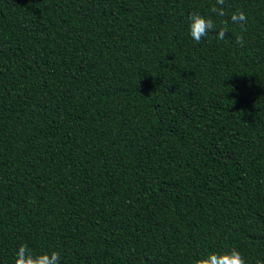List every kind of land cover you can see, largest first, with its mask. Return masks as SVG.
Here are the masks:
<instances>
[{
    "label": "trees",
    "instance_id": "obj_1",
    "mask_svg": "<svg viewBox=\"0 0 264 264\" xmlns=\"http://www.w3.org/2000/svg\"><path fill=\"white\" fill-rule=\"evenodd\" d=\"M215 3L0 0V264L264 259V0Z\"/></svg>",
    "mask_w": 264,
    "mask_h": 264
},
{
    "label": "clouds",
    "instance_id": "obj_2",
    "mask_svg": "<svg viewBox=\"0 0 264 264\" xmlns=\"http://www.w3.org/2000/svg\"><path fill=\"white\" fill-rule=\"evenodd\" d=\"M226 0H216L215 5L210 9V13L218 17H224ZM189 31L192 39L199 43L203 37H206L216 25L211 16H205L200 12H192L189 17ZM230 21L241 28L247 23V16L243 11L233 12ZM226 24V22H223ZM227 36V28L221 27L217 32V39L224 40ZM236 42L243 46V38L236 37ZM15 264H60V255L56 251L42 254L34 253L27 245H20L15 253ZM195 264H246L245 257L235 247L222 252H209L203 254L195 261ZM256 264H264V259H258Z\"/></svg>",
    "mask_w": 264,
    "mask_h": 264
}]
</instances>
